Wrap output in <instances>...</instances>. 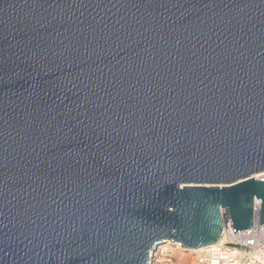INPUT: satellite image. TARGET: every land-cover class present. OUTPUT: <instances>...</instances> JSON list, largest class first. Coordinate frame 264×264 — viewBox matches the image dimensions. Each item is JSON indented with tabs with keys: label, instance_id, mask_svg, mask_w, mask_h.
<instances>
[{
	"label": "water",
	"instance_id": "water-1",
	"mask_svg": "<svg viewBox=\"0 0 264 264\" xmlns=\"http://www.w3.org/2000/svg\"><path fill=\"white\" fill-rule=\"evenodd\" d=\"M264 0H0V264H151L264 228Z\"/></svg>",
	"mask_w": 264,
	"mask_h": 264
},
{
	"label": "built area",
	"instance_id": "built-area-1",
	"mask_svg": "<svg viewBox=\"0 0 264 264\" xmlns=\"http://www.w3.org/2000/svg\"><path fill=\"white\" fill-rule=\"evenodd\" d=\"M256 179L264 180V173ZM258 210L259 202L254 201V222L245 232L234 234L231 218L226 214L222 241L190 252L170 245L163 253L158 250L151 264H264V228L259 229Z\"/></svg>",
	"mask_w": 264,
	"mask_h": 264
},
{
	"label": "bare ground",
	"instance_id": "bare-ground-1",
	"mask_svg": "<svg viewBox=\"0 0 264 264\" xmlns=\"http://www.w3.org/2000/svg\"><path fill=\"white\" fill-rule=\"evenodd\" d=\"M223 240V237L221 238V241ZM170 245L164 244V246H161L159 250L160 253H163L166 249L171 248Z\"/></svg>",
	"mask_w": 264,
	"mask_h": 264
},
{
	"label": "rangeland",
	"instance_id": "rangeland-1",
	"mask_svg": "<svg viewBox=\"0 0 264 264\" xmlns=\"http://www.w3.org/2000/svg\"><path fill=\"white\" fill-rule=\"evenodd\" d=\"M162 246H164V245H162ZM161 247V246H160ZM160 247L158 248V249H160Z\"/></svg>",
	"mask_w": 264,
	"mask_h": 264
}]
</instances>
